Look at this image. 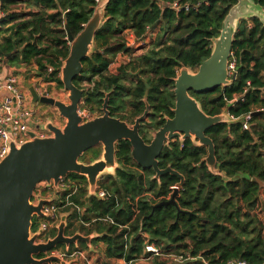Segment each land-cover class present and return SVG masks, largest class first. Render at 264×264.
<instances>
[{
  "label": "trees",
  "instance_id": "trees-1",
  "mask_svg": "<svg viewBox=\"0 0 264 264\" xmlns=\"http://www.w3.org/2000/svg\"><path fill=\"white\" fill-rule=\"evenodd\" d=\"M98 1L0 0V68L6 66L25 79L34 73L63 88L59 69L69 53L64 23L77 36ZM252 1L264 9V0ZM173 3L177 10L170 7ZM235 4L236 0H111L95 32L93 51L73 79L83 90L79 109L90 119L100 117L108 96L109 115L133 125L146 101L149 111L139 135L149 143L165 119L173 117L174 80L181 66L193 71L209 57L212 40ZM155 28L158 33L145 42ZM127 35L142 45L128 46ZM118 55L127 59L112 73L109 67ZM230 63L234 64L230 85L211 92L189 91L206 115L226 110L242 120L206 132L214 145L216 167L226 180L209 172L205 147L175 140L163 148L158 167H170L184 182L174 205L157 207L169 200L179 180L171 174L155 179L152 169H141L133 161L130 143L122 140L115 145L114 176L105 175L98 183L116 200L86 201V179L76 174L66 176L81 185L69 202L82 211L61 208L66 193L53 190L56 199L48 206L66 214L65 236L98 235L91 240V247L103 246L97 264H264V224L259 219L264 188L253 181L264 184V27L257 18L239 21ZM235 97L236 102L229 104ZM256 111L262 113L251 116L249 130H243L244 117ZM101 153V146L91 148L79 162L89 164ZM41 193L52 198L45 190ZM38 221L46 219L34 217L31 231ZM56 233L53 228L47 236ZM60 247L64 248H56ZM76 247L88 250L83 242Z\"/></svg>",
  "mask_w": 264,
  "mask_h": 264
},
{
  "label": "water",
  "instance_id": "water-1",
  "mask_svg": "<svg viewBox=\"0 0 264 264\" xmlns=\"http://www.w3.org/2000/svg\"><path fill=\"white\" fill-rule=\"evenodd\" d=\"M110 1L97 2L92 17L75 37L64 23L69 53L59 71L69 104L48 97L46 93L39 94L28 82L23 84L30 96L32 109L36 104L50 106L64 119V124L57 126L45 114V121L38 128L46 131L48 136L36 137L32 132H27L29 139L22 144H16L9 134L8 149L0 158V264H65L45 255L57 246L62 245L68 250L69 246H76L78 242L85 243L92 251L91 240L98 235L84 236L76 232L72 236H65V214L60 218L55 237L45 243L37 242L39 232L31 231L33 218L45 217L43 209L52 199L39 198L34 203L32 198L40 183H45L47 187L52 186L58 192L59 182L68 174H76L86 179V201L95 196L98 177L105 173L114 176L118 168L114 155L115 145L119 141L130 143L133 161L141 169H152L155 179L171 174L179 180L170 199L157 204V207L174 205L178 190L184 182L183 176L170 167L163 170L158 167V158L164 146L172 139L180 142L190 140L196 146L205 147L207 156L204 162L209 172L226 180L224 173H220L216 167L214 145L206 132L216 125L242 120L231 119L226 110L219 115H206L200 104L189 95V91L211 92L217 88L223 89L233 82L234 75L229 76L228 64L237 25L241 19L257 18L264 27V9L252 0H236L221 24L219 36L212 40L209 57L195 72L181 66L174 80L173 117L167 118L150 143L146 144L139 135L140 123L147 118L149 111L146 101L144 113L131 126L109 115L108 96L104 99L100 117L84 120V116L79 114L83 90L73 84V79L81 73L82 60L93 51L95 32L102 23ZM260 113L262 112H254L252 116ZM97 146L102 148L99 159L89 164L79 162V158L86 151ZM253 181L260 188H264L259 180Z\"/></svg>",
  "mask_w": 264,
  "mask_h": 264
},
{
  "label": "built area",
  "instance_id": "built-area-1",
  "mask_svg": "<svg viewBox=\"0 0 264 264\" xmlns=\"http://www.w3.org/2000/svg\"><path fill=\"white\" fill-rule=\"evenodd\" d=\"M170 7L175 10L179 8L176 3H173L172 5H170ZM183 8L187 9L186 6H184ZM126 43L128 46H132L136 44L137 41H135L132 37H126ZM115 62L117 61L114 60L111 65L115 64ZM52 71L53 69L51 67L47 69V72L49 73ZM228 72L229 76L234 75L233 63L228 64ZM24 83L25 81H22L20 77H17L13 74H2L0 71V91L5 92V94L2 96V99L0 100V158H2L6 154V151L8 149L7 142L9 139V134L12 135V138L16 144H22L23 142L29 139L27 132H32L36 137L48 136L46 131H42L38 128V125L44 123L45 119L39 118L36 113V110H34V108L32 109L27 103L28 92L23 86ZM236 100L237 97L233 98L229 101V104H233L234 102H236ZM79 114H82L84 116V120H90V116L85 110H79ZM251 116L252 114H247L244 117L242 122L243 130H249L250 125L248 121ZM230 118L234 119L231 116ZM43 184L45 186L42 189L36 188L34 191L32 198L34 203L39 198L49 199L43 196L41 193L45 189L52 191L55 190L52 186L47 187L45 183ZM80 186L81 185L79 183L72 181L69 178L64 177L61 179V181L59 182L58 192L66 193L64 205H61V208L70 207L71 210L76 209L77 212L82 211L81 209L73 205L71 202H69V198L77 192ZM92 198L98 200H116V196L114 194H111L110 192L100 188L97 184L95 188V196H92ZM53 200L54 199H52V201ZM60 207H50L48 206V204L44 207L43 213H45V217L42 218H45L46 221L36 222V228L34 231H32L33 233L39 232V235L36 240L37 242L45 243L47 240L52 239V237L47 236V234L51 229H56L58 226L59 222L57 221V219L61 214V209H59ZM106 221L112 223V220L110 219H106ZM85 226H87V224H85ZM59 249L54 248L45 256H52L58 261H62L64 263L65 260H67L68 258L82 257L83 259H85L86 264H91L90 261L86 259V257H83L82 251L76 249L72 253H69V251L66 249ZM147 250L155 252L152 247H147ZM118 262H121L123 264L122 261ZM52 264H59V262H53Z\"/></svg>",
  "mask_w": 264,
  "mask_h": 264
},
{
  "label": "rangeland",
  "instance_id": "rangeland-1",
  "mask_svg": "<svg viewBox=\"0 0 264 264\" xmlns=\"http://www.w3.org/2000/svg\"><path fill=\"white\" fill-rule=\"evenodd\" d=\"M158 28H155L152 32H149L146 39H145V42L149 43L153 37L158 33ZM142 45V43H136L134 45H132L131 47L133 48H138ZM138 53V52H137ZM124 59H127L126 57ZM122 62V59L120 60V63ZM118 65H119V62H115V64L113 65H110L109 67V71H111L112 73H116V70L118 68ZM24 71V70H22ZM191 72H195V71H191ZM30 74V73H29ZM60 78V73H59V76ZM21 78V77H20ZM41 82L39 84L37 83H30L34 86V88L40 93H46L48 97H51L57 101H60L64 104H69V101L67 99V92L63 90V88H58L57 87V84L55 82H50V83H46V82H43V80L40 78ZM25 82H27L25 80ZM29 83V82H28ZM28 97L30 98L29 94H28ZM28 103V102H27ZM34 108H36V113L38 115L39 118H44V115L47 114L48 115V118H50V120L53 121L54 124H56L57 126H63L64 124V119L60 118L56 112V110L50 106H46V105H41L39 104L38 106L36 105ZM36 115V116H37ZM111 172V171H110ZM112 173V172H111ZM106 175L103 174V175H100L97 179V185L99 183V181L101 179H103L102 177H104ZM45 185L43 183H40L38 184L37 188L39 189H42ZM47 195L48 196H51L52 199H56V197L54 196L53 194V191L52 190H48L47 191ZM262 212L263 213H260L259 214V219L261 220V222L264 224V207L262 208ZM63 215V214H62ZM60 214V216L58 217L57 221L59 222L60 221V218L62 216ZM60 223V222H59ZM58 223V224H59ZM264 233V232H263ZM102 245H99L97 249H95V247H91L92 248V251L93 252H90V249L88 248V250H81L79 247H76L75 248L79 251H82L83 252V257L86 259H88L90 261L91 264H97V262L99 260V257H101V254L100 251L102 249ZM73 249V250H70L68 248V251L69 253H72L74 250L76 249ZM59 249V248H58ZM62 249H65V247H61L59 250H62ZM65 263L66 264H86L85 263V259H83L82 257H72V258H68L67 260H65ZM116 264H122V263H116Z\"/></svg>",
  "mask_w": 264,
  "mask_h": 264
},
{
  "label": "crops",
  "instance_id": "crops-1",
  "mask_svg": "<svg viewBox=\"0 0 264 264\" xmlns=\"http://www.w3.org/2000/svg\"><path fill=\"white\" fill-rule=\"evenodd\" d=\"M127 37H131V36H128L127 35ZM124 60V56H121V55H118L116 58H115V60L117 61V63L119 62L120 63V60ZM32 69H36V67L34 66V67H32ZM0 71H1V73L2 74H12V70L10 69V68H8V67H6V66H2L1 68H0ZM29 75V79H25L23 76L21 77V79H22V81H27V82H29V83H37V84H39L40 82H41V80H40V78H37V77H35L34 76V73H30V74H28ZM5 94V92L4 91H0V100L2 99V96ZM28 94V93H27ZM27 102H28V104H29V106L31 107V105H30V98L27 96ZM117 263H121V262H117Z\"/></svg>",
  "mask_w": 264,
  "mask_h": 264
},
{
  "label": "flooded vegetation",
  "instance_id": "flooded-vegetation-1",
  "mask_svg": "<svg viewBox=\"0 0 264 264\" xmlns=\"http://www.w3.org/2000/svg\"><path fill=\"white\" fill-rule=\"evenodd\" d=\"M122 61H123V60H122ZM193 71H196V70H193ZM192 98H193V97H192ZM36 105L38 106L39 104H36ZM36 105H35V106H36ZM35 109H36V108H34V110H35ZM79 110H80V109H79ZM167 118H168V117H167ZM169 119H170V118H169ZM165 121H166V119H165ZM164 123H165V122H164ZM163 125H164V124H163ZM163 125H162V126H163ZM129 126H131V125H129ZM156 132H157V131H156ZM156 132H155V133H156ZM155 133L152 135V139H153ZM152 139H151V140H152ZM151 140H150V141H151ZM175 140H178V139H172L169 143H171V142H173V141H175ZM143 141H144V140H143ZM150 141H149V143H150ZM178 141H179V140H178ZM144 142H145V141H144ZM179 142H180V141H179ZM149 143H146V144H149ZM169 143H168L167 145H165L164 147L168 146ZM45 191L47 192L48 190L45 189ZM169 199H170V198H169ZM60 248H61V247H60ZM38 258H40V257H38Z\"/></svg>",
  "mask_w": 264,
  "mask_h": 264
}]
</instances>
